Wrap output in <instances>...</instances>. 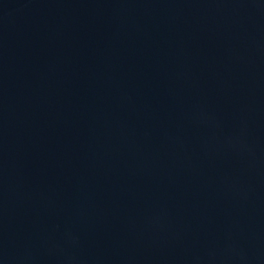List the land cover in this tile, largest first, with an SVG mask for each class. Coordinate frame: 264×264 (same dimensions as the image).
<instances>
[{
	"label": "water",
	"instance_id": "95a60500",
	"mask_svg": "<svg viewBox=\"0 0 264 264\" xmlns=\"http://www.w3.org/2000/svg\"><path fill=\"white\" fill-rule=\"evenodd\" d=\"M0 264H264V0H0Z\"/></svg>",
	"mask_w": 264,
	"mask_h": 264
}]
</instances>
